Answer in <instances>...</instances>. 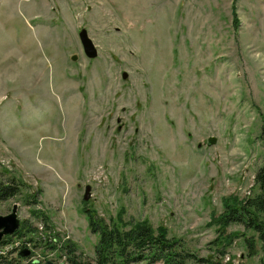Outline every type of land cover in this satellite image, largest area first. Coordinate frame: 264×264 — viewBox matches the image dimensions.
Listing matches in <instances>:
<instances>
[{"label":"rangeland","instance_id":"374dc122","mask_svg":"<svg viewBox=\"0 0 264 264\" xmlns=\"http://www.w3.org/2000/svg\"><path fill=\"white\" fill-rule=\"evenodd\" d=\"M262 171L264 0H0V183L25 185L0 216L16 204L41 257L92 258V213L210 264H264L249 231L217 225Z\"/></svg>","mask_w":264,"mask_h":264},{"label":"trees","instance_id":"16d2710c","mask_svg":"<svg viewBox=\"0 0 264 264\" xmlns=\"http://www.w3.org/2000/svg\"><path fill=\"white\" fill-rule=\"evenodd\" d=\"M262 172L261 176H257V184L263 188ZM24 188L25 185L14 177L8 183H0V203L21 195ZM87 217L89 230L97 236L94 256L86 258L77 255V250L71 245L68 248L64 246L68 264H210V261L198 258L186 250L180 240L169 237L165 228H153L147 221H125L121 217L106 221L92 213H87ZM217 225L220 228L242 226L250 232V236L244 235L242 238L249 254L261 252L264 255V188L263 192L246 199L226 202ZM25 233L33 238L38 237L35 228L20 226L12 236L4 238L0 245L11 237H21ZM226 242L227 245L231 244L230 237ZM16 261L19 262L16 264H21L20 253L15 259H4L0 264H14Z\"/></svg>","mask_w":264,"mask_h":264},{"label":"water","instance_id":"95a60500","mask_svg":"<svg viewBox=\"0 0 264 264\" xmlns=\"http://www.w3.org/2000/svg\"><path fill=\"white\" fill-rule=\"evenodd\" d=\"M78 38L82 46L83 54L87 59H95L97 57V49L94 46L92 40L89 38L85 29H82L78 33ZM77 56L73 55L71 57V61H76ZM127 78L126 73L122 74V79L125 80ZM215 143L214 138H210L208 140L209 145H213ZM89 197V188L86 189V194L83 197L84 201H87ZM18 206L14 204L11 208L9 214L0 216V242L6 236H11L15 233V231L20 226V219L17 214ZM21 257H27L29 252L27 250H23L20 252ZM45 264H52V262L48 261Z\"/></svg>","mask_w":264,"mask_h":264},{"label":"built area","instance_id":"2783aa9c","mask_svg":"<svg viewBox=\"0 0 264 264\" xmlns=\"http://www.w3.org/2000/svg\"><path fill=\"white\" fill-rule=\"evenodd\" d=\"M32 242L26 238H12L10 241L5 242L0 246V261L13 259L12 256L16 257L20 251L28 250L30 254L23 259L22 264H44L47 261L57 264L53 259V252L48 251L50 254L41 257L37 253V249L40 248L36 247Z\"/></svg>","mask_w":264,"mask_h":264}]
</instances>
